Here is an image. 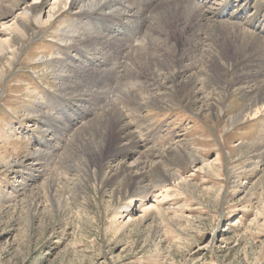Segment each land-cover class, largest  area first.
<instances>
[{
	"label": "rangeland",
	"instance_id": "1",
	"mask_svg": "<svg viewBox=\"0 0 264 264\" xmlns=\"http://www.w3.org/2000/svg\"><path fill=\"white\" fill-rule=\"evenodd\" d=\"M134 1L139 13L147 8L138 18L142 24L138 26L137 20L134 24L141 29L139 39L131 27H122L127 36L119 39L120 27L113 29L109 21L99 29L117 42L99 45L115 55L119 73H112V80L107 64L94 65L83 56L78 60L82 54L64 28L76 19V9L68 5L49 23L34 21V34H27L0 76V264H264V115L239 124L229 121L246 102L241 88L230 85L232 80H238L239 73L264 78V38H252L250 32H259L248 25L255 12L242 22H223L239 49L235 53L231 46L229 57L238 56L239 61L225 77L223 110L206 114L190 110L176 88H171L170 97L165 93L160 97L149 70L167 72L169 66L188 65L197 56L199 60L197 50L208 42L207 30L213 22L200 17L204 10L198 8L211 1L199 5L196 0ZM214 1L218 10L230 7L227 0ZM54 2L49 0L51 11ZM15 3L0 0V13ZM236 3L232 2L233 9ZM260 5L263 8L264 0ZM11 16L1 23L17 20ZM48 18V13L43 14V20ZM7 39L8 34H0V41ZM139 40L146 56L141 63L134 52ZM164 60L168 67L163 65L162 70L159 63ZM81 65L94 80L84 75ZM54 68L66 71L63 91ZM198 68L197 64L192 70ZM92 80L96 86L90 84ZM131 89L137 90L142 103L133 104L137 100L128 95ZM105 103L118 107L124 131L129 130L143 147L167 149L184 141L188 149L182 150L189 157L160 163L174 174L166 178L148 174L138 186L147 191L120 192L115 197L112 189L119 181L101 183L93 173L97 160L79 164L82 153L72 150L80 146L79 135L87 138V131L96 134L92 128L103 126L96 117ZM104 116L105 111L100 119ZM117 138L110 136L99 157L106 167L117 165L118 159L124 162ZM134 160L136 156L130 155L124 163L131 165ZM142 195L144 201H138Z\"/></svg>",
	"mask_w": 264,
	"mask_h": 264
},
{
	"label": "bare ground",
	"instance_id": "2",
	"mask_svg": "<svg viewBox=\"0 0 264 264\" xmlns=\"http://www.w3.org/2000/svg\"><path fill=\"white\" fill-rule=\"evenodd\" d=\"M28 1L29 0H17V3L12 4V5H8L6 7L5 12L0 13V19L6 18L8 15L9 16L13 15V16H11V19L17 18V20H13L12 23H9L10 22L9 21L8 22L9 24L8 23L6 24L5 22L1 23V20H0V23H1L0 24V34L1 33L2 34H8L7 41H0V76L4 73V70L9 65L10 59L13 58V56L17 52V49L19 48V46L25 41L27 34L29 32H31V33L34 32V29L36 27V25L34 24V21H37V22L42 23V24L49 23L55 14L61 13L63 11V9H66V6L68 5L69 8L76 9V19L73 21V23H71L70 21L69 22L67 21L66 22L67 24H66V26H64V28L69 29L68 32H70V34H71L69 37H67L69 42L72 41L73 43H76L77 48L75 47V49H77L79 51V53L82 54L78 57V60L81 61L84 58L85 59L84 61H86V62H88V61L92 62V63L94 62L93 63L94 65H97V64L100 65V63L101 64L102 63L107 64L110 67V74H107V75L108 76L110 75V78L112 80L113 74L115 73V75H117V73H119V70L116 69V67H115L116 62L114 63L115 55L113 53H112L113 55L107 54V51L104 50V48H102L103 46L101 47L99 45L100 44L109 45V44L117 43V42L112 41L113 37L108 38L109 36L108 35L106 36L103 32H100L99 29L101 26H103V22L109 21V22H112V25H113L112 28L115 30L118 29V27H120V29H122V27L133 28L135 35H137V38L139 39V37H140L139 33L141 32L140 31L141 29L138 26L141 25L142 23L140 21H138V18L140 16H142L147 9V8L146 9L144 8L139 13L138 6L136 5V4H138V1L136 2L134 0H130V1L129 0H55V2L53 3L54 5L52 4L53 10L51 11L50 10L51 8L48 7L50 4L49 0H33L31 2H28ZM189 1L191 3V0H188V2ZM206 1H211V4H209L206 7H204V6L202 7V5H199V3H198V5L201 6L198 9L204 10L202 13L199 14V16L205 17L210 22H213V23H212V26L210 28H208V30H207V32H208L207 36L205 35L206 36L205 39L208 40V42L197 50L198 54H196V55H199V60H198V56L195 59H193V57H192L193 62L190 64L188 63V65H185L183 62L182 63L180 62V65L178 67H176V66L170 67L169 66V68H168L169 70L167 72H159L158 70H156V71L155 70H149L150 71L149 74L153 76L152 82H151L152 87L156 88V90L157 89L159 90L160 93L158 92V95H160V97H162L164 93L167 95V97L168 96L170 97L171 88H176L178 94L180 95V98L183 100L185 105L188 108H190V110L193 109L195 111L205 112L206 114H210V112L214 113V111L216 110V112L218 114V113H220L221 110H223L222 106H221L222 100L224 98V93H223L222 89L224 88L223 84L225 83L226 74L229 72L230 69L233 68L234 62L239 61L238 56H236V57L233 56L232 58L229 57V54L231 53V52H229V50L231 49V46H234L235 53L239 49L237 50V46L235 47L234 36H233L234 34L232 33V31H229L230 30L229 28L226 29L224 25L226 22L228 24L229 19L233 18L235 15H237V14L239 15L242 13V11L246 12L248 9H250V10H254L255 14L253 17L250 18V22L248 23V25H251L252 23H256V26H257L259 23H263V25L260 28H261V33L264 34V21H263L264 20V6H263V8L261 7L260 0H243V1L242 0H227V2H228L227 4L230 5V7L233 6V5H231L232 2H238V3H236L238 5V7L236 8V9H238V11H236V9L234 8L232 10V13H227L228 14L227 19L218 20L219 22H216L217 21V19H216L217 15L215 16V14L225 13L227 11V5H224L223 9L218 10L217 7H219V4L215 3L214 0H206ZM244 1H246L247 4L243 5ZM229 2H231V4ZM145 5H147V3ZM203 5H205V4H203ZM259 5H260V7H259ZM194 7L197 8L196 5ZM234 7H235V5H234ZM14 10L18 11L15 14V16H14V12H16V11H14ZM45 13L49 14V18L47 20L42 19L43 14H45ZM209 14L212 16H210ZM2 15H3V17H2ZM204 15H206V16H204ZM136 20L140 24H138V26L135 27L134 24H135ZM242 21H240V22H242ZM223 22H224V25H223ZM233 23H235V22H233ZM117 24H119L117 27L114 26ZM235 24L238 26L240 25L242 28H246L245 26L242 25L243 23L242 24L235 23ZM3 25H4V27H3ZM124 30H126V29H124ZM234 30H236V29H234ZM240 31H241V29H240ZM250 34L253 36L252 38H255V39L259 38L258 40H260V38H262V39L264 38L262 35H260V32L259 33L250 32ZM250 34H249V36H251ZM245 36H247V34ZM118 38H119V36H118ZM248 41H249V39H248ZM248 41L246 42V44H250L249 43L250 41L249 42ZM67 42L68 41H66V43ZM119 43H121V42L119 41ZM261 45H263V44H261ZM246 46H248V45H246ZM134 50H135L134 52L139 55L138 57L136 55V59L139 62L141 59L146 57V56L142 55L143 54V52H142L143 46H142L141 41L137 44V47ZM259 51H261L260 48H259ZM173 53H175V52H173ZM99 54H101V56H99ZM81 56H83V58ZM108 56H110V57H108ZM180 57L183 58L182 54L180 55ZM260 58L261 57H259V59ZM71 59H69V60L72 61ZM53 61H55V60H53ZM156 61L157 60H155V62ZM263 61H264V59H263ZM159 62H157V63H159ZM142 63H144V62H142ZM56 64H58V63H56ZM83 64L85 65L84 62H83ZM151 64H152V62H151ZM159 64H160L162 70L164 68L166 69L165 66L168 67V63L166 62V60L160 62ZM197 64L199 65L198 70H196V71L192 70V67L194 65H197ZM84 65H81L82 68L80 67V69L83 71L84 75L89 77V78H93L94 76L89 74L92 72L91 71L87 72L88 70L85 68ZM163 65H165V66H163ZM149 66H150V64H149ZM260 66H263V65H260ZM55 67H56V65H55ZM56 68L52 69V71L56 74L55 75V76H57L56 78L61 80V88L60 87L59 88L62 90V88H63L62 86L64 84L63 82L67 79V74H66V71L64 69H62V68L56 69ZM150 68H151V66H150ZM194 68H196V67H194ZM77 69H79V67H77ZM146 70H148V69H146ZM235 72H237V71H235ZM249 72H251V71H249ZM101 73L104 74L103 72H101ZM257 76H258V74H257ZM257 76H255V77L254 76H246L243 73L242 74L239 73L238 77H237L238 80L235 79L233 81L231 78L232 83H230V85L233 86V85L237 84L238 87L241 88V93L246 100L245 104L243 105V108L240 109V111L237 114L230 117L229 121H231L232 124H239L245 120L256 118L259 115H264V78H260L259 76L257 78ZM103 77H104V75H103ZM105 77H107V76H105ZM83 78H85V77L83 76ZM144 78H146V77H144ZM245 78H248V80L250 78L252 81H254V83H252V84L249 83L248 81L244 80ZM256 79H258V81ZM93 80H94V78H93ZM93 80L90 84L92 86H96V83H94ZM148 84H150V83H148ZM198 84H200V86ZM99 86L102 87L104 85H99ZM67 87H69V86H67ZM86 88H87V86H86ZM124 88H125V86H124ZM90 90H92V89H90ZM120 92L121 91H119V93ZM128 93H130L128 95L131 96V100H133V99L137 100V102L133 101V104L142 103L139 100V97L136 96L137 95L136 93H138L137 90L131 89ZM138 100L140 102H138ZM150 100L155 101V103H157V104L164 103L161 99H158V98L154 99L153 97H151ZM170 100H171V98H170ZM98 102H99V100H98ZM123 103H124V101H123ZM88 105H89V103H88ZM166 105H167V103H166ZM160 107H161V105H160ZM172 107H173V105H172ZM117 108L115 106H110V105L108 106L107 105L103 109V111H102L103 113H99L98 117H96L97 118L96 121L99 120V121L103 122V126L102 127L101 126L96 127L97 126L96 125L95 127H93L91 125L93 127L92 129H97V133L91 134V133H88V131H87V133H85L88 136L87 138H84V137L79 135L78 140H80V142H79L80 146L76 147V148H72V150L73 151L76 150L77 153H82V156L79 155L80 157H82V158L79 157L80 158V160H78L79 164L85 165L86 163H91V162L96 163V160H97V165L98 164L99 165L93 173H94L95 177H97V179L101 183H103V184L105 183L107 185L108 183H113V182L119 181L118 185L114 189H112V191H114L113 195H115V197H116V194H118L120 192L123 195H127L128 193H133V194H135V193L139 194L140 193L141 194L144 191V189L146 190V188L145 187L140 188L138 186H139V183H141L143 181L145 176L152 173L155 175H159V177L162 176L163 178H166L168 176V174H172V173L174 174V172H171L169 170L170 167H169V169H165L164 167H162L160 165V163L168 164L169 159L176 160V159L188 158L189 156H188L187 152L185 151V149L182 150V147H184L186 149H188V147L184 141L179 142L178 146H176V144H175V146L167 148V149H165V148H161V149H158V148L153 149L152 148L151 149L150 146H149L150 148L143 147L141 144L142 141H137L136 137L132 136V134L129 132V130H127V132L124 131V129L126 128L125 127L126 124L123 123V121H122L123 114L119 113V111H118L119 109H117ZM104 111H105V116L103 117L104 119L101 120L100 118H101V115L104 114ZM83 129H85V128H83ZM91 132H92V130H91ZM122 133H123V135H122ZM111 135L118 137L117 139H119V141H120L118 150H120L119 153H120L121 157L123 158L124 162H125V159L127 156H130V155L136 156V160H134V162L131 165H126V163H124L122 161V159H118V164L114 165V166L106 167L103 163H101L102 160H99L100 159L99 157L101 155L102 150L107 145V142L109 141ZM72 139L74 140L75 138L73 137ZM123 139L128 141V142H124L125 145H123ZM114 142H115V140H114ZM111 145H113V144H111ZM69 147H70V144H69L68 148ZM116 148H117V145H116ZM72 152L71 151L69 152V154H68L69 158H71ZM254 152H256V151H254ZM118 157H120V156H118ZM76 158H78V157H76ZM187 161H189V160H187ZM67 162H65V163H67ZM184 162H185V160H184ZM115 163H116V161H115ZM204 166L207 168L211 167L208 164H204ZM61 168H64V167L61 166ZM155 175H154V177H156ZM98 177H100V178H98ZM174 177L176 178L177 176L175 175ZM97 179L95 181H97ZM157 183H159V182H157ZM138 201H144V196L143 195L139 196ZM125 210H127V209H125Z\"/></svg>",
	"mask_w": 264,
	"mask_h": 264
}]
</instances>
